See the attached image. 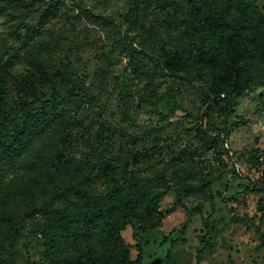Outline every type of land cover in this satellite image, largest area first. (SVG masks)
<instances>
[{
	"label": "rangeland",
	"instance_id": "374dc122",
	"mask_svg": "<svg viewBox=\"0 0 264 264\" xmlns=\"http://www.w3.org/2000/svg\"><path fill=\"white\" fill-rule=\"evenodd\" d=\"M43 1L23 11L22 23L0 14V76L16 54L6 73L9 105L17 116L40 107L21 102L20 80L41 63L55 85L38 72L33 84L43 101L54 100L47 110L60 117L52 142L40 143L29 163L0 184V264L8 257L14 264L91 258L115 264L101 222L66 238L42 236L60 211L82 208L77 198L51 199L65 172L73 182L88 179L90 194L105 199L116 217L125 213V196L138 197L143 187L162 190L155 209L145 204L129 214L121 233L132 260L141 252L138 264H197L206 221L210 246L202 264H264L259 236L238 222L253 218L264 233V196L253 191L264 187V86L239 100L228 128L219 97L225 76L209 41L186 22L198 0ZM209 1L213 12L222 0ZM230 1L249 6L261 23L255 35L264 39V0ZM52 2L59 11L41 22L40 11ZM171 60L188 68L190 79L169 71ZM257 67L255 61L249 72ZM58 69L67 71L65 78Z\"/></svg>",
	"mask_w": 264,
	"mask_h": 264
},
{
	"label": "trees",
	"instance_id": "16d2710c",
	"mask_svg": "<svg viewBox=\"0 0 264 264\" xmlns=\"http://www.w3.org/2000/svg\"><path fill=\"white\" fill-rule=\"evenodd\" d=\"M37 1L43 0H0V14H13L20 19L21 23L24 13L32 10ZM59 3L52 2L46 8L40 11L41 22L47 23L55 17L59 11ZM212 3L209 0H198V8L196 14L186 13V22L200 39L209 41L214 57L219 64L218 70L224 79V89L219 93V97L225 102V123L229 128V120L240 99L247 95L248 91H252L259 86H264V39L262 36H256V27L261 23L256 21L252 10L249 6L239 1L237 5L230 0H222L218 3L215 11L211 12ZM234 9L240 10L237 15ZM24 11V13H23ZM137 9L135 10V12ZM208 21V26L203 23ZM244 43L241 48V43ZM16 54H13L5 64L2 70L4 73L0 76V184L4 185L9 176L16 173L19 167L29 163V153L40 144L52 142L53 136L59 130L57 124L59 116L51 114L47 108L53 105L54 100L43 101L35 88L34 80L38 74L49 85H55L53 78L43 70L41 63L35 64L34 72L28 79L20 80L22 91L25 93L26 99L21 102L29 106H37L28 108L20 115H16L13 107L8 103L9 91L6 84L7 74L15 64ZM213 58L212 60H214ZM258 62V70L249 72L250 66L254 62ZM179 63L171 60L167 65V69L175 74L184 75L190 79L191 75L188 68L178 69ZM36 71V72H35ZM58 74L65 78L67 71L58 69ZM207 87V84H204ZM79 98H83L78 95ZM85 98V97H84ZM30 100L31 103H28ZM226 128V136L229 130ZM58 130V131H57ZM57 132V133H56ZM70 140L71 136L67 135ZM211 138L204 137V142H209ZM216 140V139H215ZM124 169V168H123ZM66 179L52 194L53 203L59 199L77 198L82 202V208L75 213H69L67 210L60 211L50 224H45L42 229V236L56 232V236L66 238L76 230L84 228H95L101 222L104 225L102 232L109 239L113 251L115 253V264H138L141 261V252L136 260L131 258V248L122 238L121 233L130 225L128 221L129 214L142 212L145 204L148 205V211L154 210L156 203L163 195L162 190L156 187H143L139 191L138 197L128 198L126 200L125 213L120 217L113 214V209L106 207L105 199H94L87 188L88 179H81L73 182ZM182 182H179L181 184ZM254 192L262 193L264 196V187L253 186ZM249 189L244 191L248 194ZM3 206L6 201H2ZM242 224L250 226L259 236L261 246L264 247V233L261 232L259 226L256 225L253 218L240 219ZM207 233L201 237L203 248L198 252L197 264H202L206 252L209 249L210 224L205 223ZM93 258L80 262V264H95ZM6 264H14L11 257L6 259Z\"/></svg>",
	"mask_w": 264,
	"mask_h": 264
},
{
	"label": "water",
	"instance_id": "95a60500",
	"mask_svg": "<svg viewBox=\"0 0 264 264\" xmlns=\"http://www.w3.org/2000/svg\"><path fill=\"white\" fill-rule=\"evenodd\" d=\"M152 264H162V260L161 259H157Z\"/></svg>",
	"mask_w": 264,
	"mask_h": 264
}]
</instances>
